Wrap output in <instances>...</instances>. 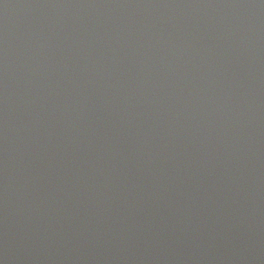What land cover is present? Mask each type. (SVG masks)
I'll return each mask as SVG.
<instances>
[{"label": "water", "instance_id": "95a60500", "mask_svg": "<svg viewBox=\"0 0 264 264\" xmlns=\"http://www.w3.org/2000/svg\"><path fill=\"white\" fill-rule=\"evenodd\" d=\"M0 264H264V0H0Z\"/></svg>", "mask_w": 264, "mask_h": 264}]
</instances>
